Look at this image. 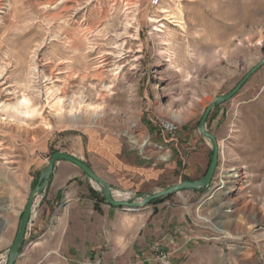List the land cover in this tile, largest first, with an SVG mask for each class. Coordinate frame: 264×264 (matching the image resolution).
I'll return each instance as SVG.
<instances>
[{"label":"rangeland","instance_id":"374dc122","mask_svg":"<svg viewBox=\"0 0 264 264\" xmlns=\"http://www.w3.org/2000/svg\"><path fill=\"white\" fill-rule=\"evenodd\" d=\"M263 58L264 0H0V264L55 151L90 167L92 149L125 151L162 171L139 197L113 189L118 199L203 177L213 155L198 127L205 109ZM207 130L219 145L209 188L122 208L123 223L176 215L180 249H164L155 234L152 249H115L108 240V249H49L74 242L59 235L54 204L41 219L33 212L15 264H264V65L211 111ZM77 212L90 216L86 203Z\"/></svg>","mask_w":264,"mask_h":264},{"label":"crops","instance_id":"0c3cea01","mask_svg":"<svg viewBox=\"0 0 264 264\" xmlns=\"http://www.w3.org/2000/svg\"><path fill=\"white\" fill-rule=\"evenodd\" d=\"M89 156L92 161L95 160L91 161V168L113 189L132 191L139 195L147 193L149 186L161 181L162 171L131 162L125 151L92 149ZM91 187L95 188V185L87 181L81 169L73 163L62 160L56 164L46 189L37 198L34 214H38L41 219L50 211L51 205L59 204L55 211L60 213L64 229V233L59 235L70 232L67 236L72 237L74 242L71 245L49 249H108L103 248L107 240L116 245L115 249H152L150 245L151 240L155 238L154 234L157 239L162 240L161 246L164 249L181 248L176 245L172 233L173 228L177 226L176 215L166 216L159 212L146 224L139 225L138 221L131 217L123 223L121 219L126 216V212L122 208L110 206L107 202L98 201L96 195L91 193ZM83 203L89 207L88 218L77 212V207ZM95 205H98V209ZM7 209L9 221L13 223L16 214L9 206ZM162 227H168V230L165 231ZM144 262L143 264H150L146 260Z\"/></svg>","mask_w":264,"mask_h":264},{"label":"water","instance_id":"95a60500","mask_svg":"<svg viewBox=\"0 0 264 264\" xmlns=\"http://www.w3.org/2000/svg\"><path fill=\"white\" fill-rule=\"evenodd\" d=\"M263 65L264 58L259 61L229 93L217 96L213 101L209 103V105L205 109V112L199 122L198 127L200 133L211 140L213 144V155L205 175L200 179L180 181L173 186L164 188L155 193H148L137 201L128 199H118L115 197L113 193V188L110 186V184L107 183L103 178H101L86 162L66 152H53L48 162L44 166L37 184L29 194L27 203L20 217L19 227L15 239L12 243L8 254V259L5 264H15L18 258L21 256L22 250L26 242V232L32 219L33 212L35 211L37 198L46 189L48 182L50 181L54 173L55 166L59 161H69L79 167L83 171V173H85L95 184H97L103 196L105 197L106 202L110 206L117 208H126L128 210H138L142 207L147 206L153 200L172 195L181 190L192 189L200 191L205 188H209L210 185H212L213 183L214 174L216 172L219 162V145L216 136L207 130L208 116L217 105L224 103L231 99L233 96H235L238 91L242 88V86L246 83V81H248V79L251 78V76L255 74L258 69ZM137 197L139 196L137 195Z\"/></svg>","mask_w":264,"mask_h":264},{"label":"bare ground","instance_id":"6f19581e","mask_svg":"<svg viewBox=\"0 0 264 264\" xmlns=\"http://www.w3.org/2000/svg\"><path fill=\"white\" fill-rule=\"evenodd\" d=\"M132 142L134 143V144H138L139 146H141V147H144V145H145V143H139L136 139H132ZM166 156H162V158H165ZM234 170H236V168L235 169H230V170H228V172H226L223 176H222V183H230V182H232L233 181V178H235V177H237V173L236 172H233V173H231V171H234ZM220 189V188H219ZM218 195H221V194H224V193H228L227 191H225V190H218ZM223 203H221L220 205H222ZM221 206H218V208H220ZM226 216H228V214L226 215ZM221 224V227H223V225L226 223V221H223V220H220L219 221ZM223 232H225L228 236H230L231 235V233L227 230V228L224 226L222 229H221Z\"/></svg>","mask_w":264,"mask_h":264},{"label":"trees","instance_id":"16d2710c","mask_svg":"<svg viewBox=\"0 0 264 264\" xmlns=\"http://www.w3.org/2000/svg\"><path fill=\"white\" fill-rule=\"evenodd\" d=\"M91 190V193L93 194V195H98L99 193L97 192V191H95L94 189H90ZM169 196H171V195H169ZM100 198V197H99ZM98 198V201L100 200V201H106L105 200V197L104 196H102L100 199ZM165 198H167V197H165ZM165 198H159V199H156V200H153L151 203H157V202H161V201H163ZM95 207L98 209V205H95Z\"/></svg>","mask_w":264,"mask_h":264},{"label":"built area","instance_id":"2783aa9c","mask_svg":"<svg viewBox=\"0 0 264 264\" xmlns=\"http://www.w3.org/2000/svg\"><path fill=\"white\" fill-rule=\"evenodd\" d=\"M158 1L159 0H156V2H158ZM163 125H164L165 129L168 130V131L174 130V126L170 122H164Z\"/></svg>","mask_w":264,"mask_h":264}]
</instances>
